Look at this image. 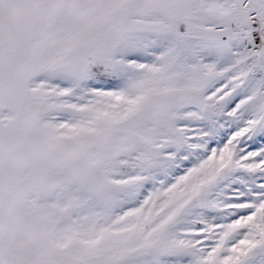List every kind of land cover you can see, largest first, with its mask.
Wrapping results in <instances>:
<instances>
[{
	"label": "snow or ice",
	"instance_id": "6c2138e0",
	"mask_svg": "<svg viewBox=\"0 0 264 264\" xmlns=\"http://www.w3.org/2000/svg\"><path fill=\"white\" fill-rule=\"evenodd\" d=\"M0 264H264V0H0Z\"/></svg>",
	"mask_w": 264,
	"mask_h": 264
}]
</instances>
